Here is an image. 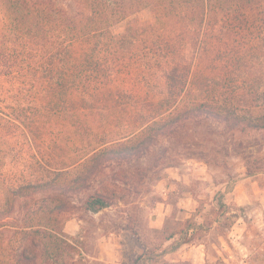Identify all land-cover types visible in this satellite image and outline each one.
<instances>
[{"label":"trees","instance_id":"16d2710c","mask_svg":"<svg viewBox=\"0 0 264 264\" xmlns=\"http://www.w3.org/2000/svg\"><path fill=\"white\" fill-rule=\"evenodd\" d=\"M0 2L6 17L0 25L2 254L9 246L3 234H16L7 264H80L77 245L63 231L70 208L64 197L88 190L108 165L152 155L187 123L213 119L242 134L264 131V107L245 110L224 95L226 79L252 70L248 62L264 55V0ZM145 10L149 20L133 19ZM123 21L124 32L112 35L110 28ZM222 69L230 76L218 91ZM156 77L167 97L149 104L146 116L131 117L130 102L137 104L136 93ZM187 89L205 95L187 100ZM131 119L140 124L118 125ZM23 164L38 177L11 181L6 168ZM255 173L248 169L246 176ZM120 178L115 173L113 184L93 190L85 210L110 207L118 199L114 183L126 181ZM172 217L161 229L163 242L171 243L158 253L144 251L133 264L156 263L194 240L200 225Z\"/></svg>","mask_w":264,"mask_h":264},{"label":"rangeland","instance_id":"374dc122","mask_svg":"<svg viewBox=\"0 0 264 264\" xmlns=\"http://www.w3.org/2000/svg\"><path fill=\"white\" fill-rule=\"evenodd\" d=\"M151 17L145 10L133 19L147 21ZM5 18V6L0 2V25ZM126 23L114 24L110 33L122 34ZM248 63L253 67L250 71L232 77L222 69L216 78L221 91L218 82L225 83L230 76L224 95L245 110L264 107V55ZM184 92L187 100L205 95L192 89ZM136 94L140 97L137 104L133 98L127 107L131 117L146 116L149 104L167 97L160 77ZM138 121H119L118 125L132 129ZM162 156L178 160H166L168 164L163 165ZM27 165L8 166L6 174L11 181L38 177L35 167ZM248 169H256V173L248 177ZM115 173L126 180L114 183L118 199L97 213L85 210L88 195L100 184H113ZM93 179L88 190L64 197L70 208L63 231L77 245L79 256L75 259L80 264H133L146 250L160 252L171 243H164L161 234L171 215L176 221L191 219L201 228L191 243L152 264H264V131L242 134L222 121L198 119L187 123L180 136L159 141L152 155L130 158L120 166L108 165ZM170 224L174 225L173 219ZM3 239L9 246L5 254L0 251V264H7L11 249L16 247V234L6 231Z\"/></svg>","mask_w":264,"mask_h":264}]
</instances>
